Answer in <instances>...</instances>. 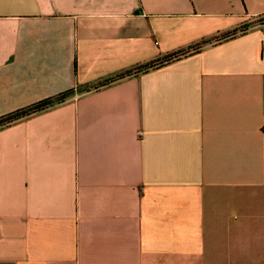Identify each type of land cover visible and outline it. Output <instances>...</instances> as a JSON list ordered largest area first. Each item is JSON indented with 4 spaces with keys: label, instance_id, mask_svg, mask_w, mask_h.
<instances>
[{
    "label": "crops",
    "instance_id": "0c3cea01",
    "mask_svg": "<svg viewBox=\"0 0 264 264\" xmlns=\"http://www.w3.org/2000/svg\"><path fill=\"white\" fill-rule=\"evenodd\" d=\"M46 100L0 264H264V0H0V119Z\"/></svg>",
    "mask_w": 264,
    "mask_h": 264
},
{
    "label": "trees",
    "instance_id": "16d2710c",
    "mask_svg": "<svg viewBox=\"0 0 264 264\" xmlns=\"http://www.w3.org/2000/svg\"><path fill=\"white\" fill-rule=\"evenodd\" d=\"M243 30H244V28L240 29V31H243ZM232 35H234V33ZM184 54L185 53H182L180 55H184ZM178 56L179 55H173L172 57H169L165 61H169L170 59L177 58ZM165 61L146 65L144 67V70H146L148 68H153V67L159 66L162 63H164ZM51 102H52L51 100H46V101H43L41 103H38L37 105H34L33 107H30L29 109L22 110V111H17L16 113H13L11 115H8L7 117H5L3 119H0V125L6 124V123H10V122H12L14 120H17L18 118H21V117L25 116V115H29L31 113H34L36 111H39L42 108L46 107L47 105L51 104Z\"/></svg>",
    "mask_w": 264,
    "mask_h": 264
}]
</instances>
